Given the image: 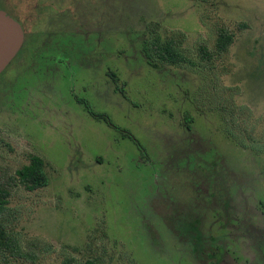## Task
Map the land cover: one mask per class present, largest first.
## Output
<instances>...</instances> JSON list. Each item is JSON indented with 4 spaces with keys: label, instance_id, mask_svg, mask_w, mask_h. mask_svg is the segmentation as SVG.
Segmentation results:
<instances>
[{
    "label": "rangeland",
    "instance_id": "obj_1",
    "mask_svg": "<svg viewBox=\"0 0 264 264\" xmlns=\"http://www.w3.org/2000/svg\"><path fill=\"white\" fill-rule=\"evenodd\" d=\"M0 9L24 34L0 74V184L33 255L0 264H264V0ZM221 30L232 44L203 59ZM151 41L184 61L149 66ZM32 155L49 183L27 191Z\"/></svg>",
    "mask_w": 264,
    "mask_h": 264
},
{
    "label": "trees",
    "instance_id": "obj_2",
    "mask_svg": "<svg viewBox=\"0 0 264 264\" xmlns=\"http://www.w3.org/2000/svg\"><path fill=\"white\" fill-rule=\"evenodd\" d=\"M234 35L228 33L226 30H221L218 33V37L215 42L214 50L209 51L205 47L200 48V53L205 60H211L213 57H218L224 54L229 46L233 42ZM149 48V51L146 50ZM140 54L146 64L156 68L152 62L151 55L149 52H153L154 56L163 63L176 64L183 62V56L172 46V43L165 42L163 45L157 41H151L149 46H140ZM84 103V102H81ZM86 111L96 118H101L104 121L108 119L104 115L95 114L86 104H84ZM109 122V121H108ZM185 122L187 120L185 119ZM123 137L130 138L131 136L126 132H121ZM17 180L21 186L27 191H34L40 188H44L49 183V177L45 172L44 161L35 155L30 157L28 165L18 169L15 173ZM10 197L9 189L0 184V257H11L12 259H21L27 257H33L31 253H25L21 246L20 240L10 230L6 223L10 222L9 217L11 216L10 209L8 207ZM64 264H67L65 261ZM86 264H97L94 261H87Z\"/></svg>",
    "mask_w": 264,
    "mask_h": 264
},
{
    "label": "water",
    "instance_id": "obj_3",
    "mask_svg": "<svg viewBox=\"0 0 264 264\" xmlns=\"http://www.w3.org/2000/svg\"><path fill=\"white\" fill-rule=\"evenodd\" d=\"M23 40L21 25L0 10V74L18 53Z\"/></svg>",
    "mask_w": 264,
    "mask_h": 264
},
{
    "label": "flooded vegetation",
    "instance_id": "obj_4",
    "mask_svg": "<svg viewBox=\"0 0 264 264\" xmlns=\"http://www.w3.org/2000/svg\"><path fill=\"white\" fill-rule=\"evenodd\" d=\"M1 10V9H0ZM93 117V116H92ZM106 122V121H105ZM107 123H108V121H107Z\"/></svg>",
    "mask_w": 264,
    "mask_h": 264
}]
</instances>
